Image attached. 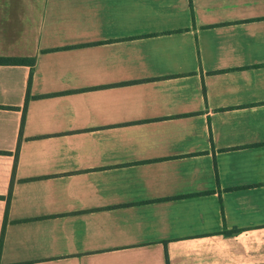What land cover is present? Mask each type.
Segmentation results:
<instances>
[{
	"label": "crops",
	"instance_id": "crops-1",
	"mask_svg": "<svg viewBox=\"0 0 264 264\" xmlns=\"http://www.w3.org/2000/svg\"><path fill=\"white\" fill-rule=\"evenodd\" d=\"M0 264H264V0H0Z\"/></svg>",
	"mask_w": 264,
	"mask_h": 264
},
{
	"label": "trees",
	"instance_id": "trees-1",
	"mask_svg": "<svg viewBox=\"0 0 264 264\" xmlns=\"http://www.w3.org/2000/svg\"><path fill=\"white\" fill-rule=\"evenodd\" d=\"M1 63H18V60H12V59H9V60H4V59H1L0 60Z\"/></svg>",
	"mask_w": 264,
	"mask_h": 264
}]
</instances>
